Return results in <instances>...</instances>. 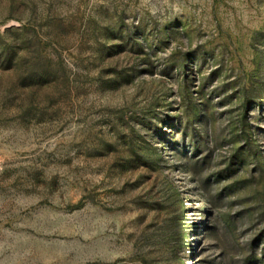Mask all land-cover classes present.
<instances>
[{"label":"rangeland","instance_id":"374dc122","mask_svg":"<svg viewBox=\"0 0 264 264\" xmlns=\"http://www.w3.org/2000/svg\"><path fill=\"white\" fill-rule=\"evenodd\" d=\"M0 264H264V0H0Z\"/></svg>","mask_w":264,"mask_h":264}]
</instances>
